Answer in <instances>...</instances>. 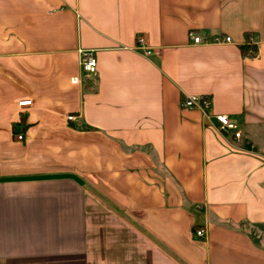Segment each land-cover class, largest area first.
<instances>
[{
    "label": "crops",
    "instance_id": "crops-1",
    "mask_svg": "<svg viewBox=\"0 0 264 264\" xmlns=\"http://www.w3.org/2000/svg\"><path fill=\"white\" fill-rule=\"evenodd\" d=\"M0 264H264V0H0Z\"/></svg>",
    "mask_w": 264,
    "mask_h": 264
},
{
    "label": "built area",
    "instance_id": "built-area-1",
    "mask_svg": "<svg viewBox=\"0 0 264 264\" xmlns=\"http://www.w3.org/2000/svg\"><path fill=\"white\" fill-rule=\"evenodd\" d=\"M190 38L195 44H203L207 42H231L232 38L230 36L226 37H215L213 39H203L199 34L191 33ZM247 43H249L250 48L248 51L245 53L246 56H252L256 54V50L253 48V46L256 44L255 39L252 36H249V38L246 40ZM135 48L137 50H140L144 55L150 56L153 54L159 55L161 53V50L159 48H152L145 36H140L137 39V43ZM79 56H80V67L83 70V72L87 75H90L92 77H95L97 75V67H98V61L97 57L95 55V52L92 50H79ZM73 83H78L79 78L74 77L72 79ZM32 101L31 100H23L18 103L19 106H28L31 105ZM181 107L183 108H197L202 110L205 114H208V110L212 106V100L208 96H190L186 99H184L181 102ZM209 116V115H207ZM217 122L219 123V131H228L232 130L234 131V136L237 140H240L243 135L242 132L239 130L238 124L231 120L229 116L226 114H217L215 116ZM69 120H73L74 116H69ZM18 140L23 139L22 134L17 135ZM197 235L199 237H206V232L204 229H200L197 231Z\"/></svg>",
    "mask_w": 264,
    "mask_h": 264
},
{
    "label": "trees",
    "instance_id": "trees-1",
    "mask_svg": "<svg viewBox=\"0 0 264 264\" xmlns=\"http://www.w3.org/2000/svg\"><path fill=\"white\" fill-rule=\"evenodd\" d=\"M249 38V34L247 35V38H246V40ZM241 48H242V51L244 52V54L248 51V49L250 48V45H249V43H247L246 41H245V43L241 46ZM253 48H255L254 46H253ZM25 120H26V118L25 117H22V122H25Z\"/></svg>",
    "mask_w": 264,
    "mask_h": 264
},
{
    "label": "rangeland",
    "instance_id": "rangeland-1",
    "mask_svg": "<svg viewBox=\"0 0 264 264\" xmlns=\"http://www.w3.org/2000/svg\"><path fill=\"white\" fill-rule=\"evenodd\" d=\"M256 233H257V231H255ZM258 234V233H257ZM257 234H253L254 235V237H256L257 238ZM257 239H259V238H257Z\"/></svg>",
    "mask_w": 264,
    "mask_h": 264
}]
</instances>
